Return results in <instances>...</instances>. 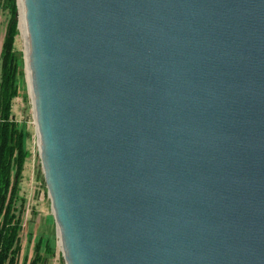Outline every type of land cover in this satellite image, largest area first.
Here are the masks:
<instances>
[{"label": "water", "instance_id": "95a60500", "mask_svg": "<svg viewBox=\"0 0 264 264\" xmlns=\"http://www.w3.org/2000/svg\"><path fill=\"white\" fill-rule=\"evenodd\" d=\"M22 10L65 264H264V0Z\"/></svg>", "mask_w": 264, "mask_h": 264}, {"label": "rangeland", "instance_id": "374dc122", "mask_svg": "<svg viewBox=\"0 0 264 264\" xmlns=\"http://www.w3.org/2000/svg\"><path fill=\"white\" fill-rule=\"evenodd\" d=\"M2 7L3 1L0 0V76L2 65L11 59L15 61L17 59L18 64L13 71V76L18 82V95L13 100L12 114L16 122L25 124L29 135L26 140V148L30 155L25 161L23 177L20 182V194L24 197L25 204L21 215L22 229L19 233L21 252L17 264H22L25 252L28 254V258L33 254L34 240L36 241L39 238L36 233V228L40 226V229H43L44 221L52 213L38 151L32 98L28 83L27 63L25 60V40L19 30L20 11L17 0L14 18L12 16L10 17ZM10 36L11 39L7 43ZM38 170H40L39 175ZM31 220L34 222L30 225ZM52 225L53 230L57 232L54 222ZM47 240L51 245L53 254L50 255L48 253L44 255L47 257L45 264H65L58 234L57 237H47ZM41 252L43 253V249H41Z\"/></svg>", "mask_w": 264, "mask_h": 264}, {"label": "trees", "instance_id": "16d2710c", "mask_svg": "<svg viewBox=\"0 0 264 264\" xmlns=\"http://www.w3.org/2000/svg\"><path fill=\"white\" fill-rule=\"evenodd\" d=\"M2 1V9L14 18L16 0ZM10 39L11 36L7 43ZM17 64V59L7 61L2 65L0 76V264H17L25 204L20 194V182L25 161L30 155L26 148L29 135L25 124L16 122L12 114L13 100L18 95V82L13 76ZM43 253L37 241L28 264H45L47 257L44 255L53 254L49 243Z\"/></svg>", "mask_w": 264, "mask_h": 264}, {"label": "crops", "instance_id": "0c3cea01", "mask_svg": "<svg viewBox=\"0 0 264 264\" xmlns=\"http://www.w3.org/2000/svg\"><path fill=\"white\" fill-rule=\"evenodd\" d=\"M23 170H24V169H23ZM33 222H34V221L31 220V221H30V225H31V223H33ZM53 222H54V224H55V221H54L53 215L51 214V216H49V218H46V220L44 221V227H43V229H40V226L36 228V229H37V230H36V233H37V235L39 236V238H37L36 241L34 240L33 248H34L35 244L37 243V241H39V242H40V248L44 250L45 245H46L47 243H49V241L47 240V237H53V236L57 237V232H55V231L53 230V225H52ZM55 228H56V225H55ZM50 230H51L52 233L50 232ZM53 231H54V233H53ZM55 233H56V234H55ZM20 252H21V246H20V251H19L18 257H19V255H20ZM33 253H34V250H33ZM27 256H28V254L25 252V253H24V256H23V259H22V264H28L29 261H30V259H31L32 256H33V254L31 255L30 258H28ZM17 263H18V259H17Z\"/></svg>", "mask_w": 264, "mask_h": 264}, {"label": "bare ground", "instance_id": "6f19581e", "mask_svg": "<svg viewBox=\"0 0 264 264\" xmlns=\"http://www.w3.org/2000/svg\"><path fill=\"white\" fill-rule=\"evenodd\" d=\"M18 2H19V11H20V19H19V28L20 29L19 30H20V32L23 35L24 40H25V57H26L25 60L27 63L26 30H25L24 19H23L22 0H18ZM27 76H28V83H29V87H30L28 68H27Z\"/></svg>", "mask_w": 264, "mask_h": 264}]
</instances>
